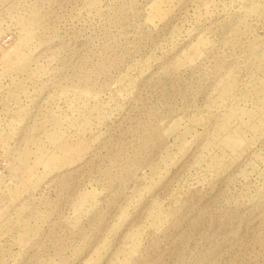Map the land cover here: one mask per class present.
<instances>
[{"label": "rangeland", "instance_id": "1", "mask_svg": "<svg viewBox=\"0 0 264 264\" xmlns=\"http://www.w3.org/2000/svg\"><path fill=\"white\" fill-rule=\"evenodd\" d=\"M0 264H264V0H0Z\"/></svg>", "mask_w": 264, "mask_h": 264}]
</instances>
